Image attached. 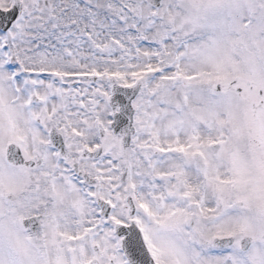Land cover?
<instances>
[{
    "label": "snow or ice",
    "instance_id": "snow-or-ice-1",
    "mask_svg": "<svg viewBox=\"0 0 264 264\" xmlns=\"http://www.w3.org/2000/svg\"><path fill=\"white\" fill-rule=\"evenodd\" d=\"M0 264H264V0H0Z\"/></svg>",
    "mask_w": 264,
    "mask_h": 264
}]
</instances>
